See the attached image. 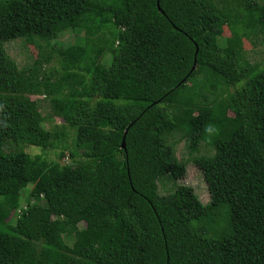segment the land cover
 <instances>
[{
  "label": "trees",
  "instance_id": "obj_1",
  "mask_svg": "<svg viewBox=\"0 0 264 264\" xmlns=\"http://www.w3.org/2000/svg\"><path fill=\"white\" fill-rule=\"evenodd\" d=\"M260 9L0 0V264H264Z\"/></svg>",
  "mask_w": 264,
  "mask_h": 264
},
{
  "label": "rangeland",
  "instance_id": "obj_2",
  "mask_svg": "<svg viewBox=\"0 0 264 264\" xmlns=\"http://www.w3.org/2000/svg\"><path fill=\"white\" fill-rule=\"evenodd\" d=\"M262 18L264 19V10L260 9L256 13L253 12L248 17L247 22H246V26L248 28H251V29L254 28V27H259V25L262 22V20H261ZM15 43H16L15 45L17 46L18 42H15ZM248 44H249L250 47L256 46V42L254 40H252V39L248 41L247 46H248ZM257 47L259 49H262V48H264V45L261 46V47L258 45ZM100 54H101V51H98L96 55L99 56ZM12 68H11L12 71H14V67H12ZM35 97L38 98L37 95H31V97H27V102H28L29 106L31 108H33L35 111H40V109L38 108V100L35 99ZM201 100L203 102H205V101L208 100V97L207 96H202ZM26 150L29 151V152H35L34 148L28 147V146L26 147ZM66 159H67V157H65L63 160H66ZM197 178L198 177H197V172H196L195 167L194 166H190L189 170H188V176L186 178V181L187 182L188 181L194 182ZM165 179H162L159 182L160 191H166V190H169L171 188L173 179H169V180L167 178H165Z\"/></svg>",
  "mask_w": 264,
  "mask_h": 264
},
{
  "label": "water",
  "instance_id": "obj_3",
  "mask_svg": "<svg viewBox=\"0 0 264 264\" xmlns=\"http://www.w3.org/2000/svg\"><path fill=\"white\" fill-rule=\"evenodd\" d=\"M125 143H124V137L122 138V140H121V147L122 148H124L125 147V145H124Z\"/></svg>",
  "mask_w": 264,
  "mask_h": 264
}]
</instances>
